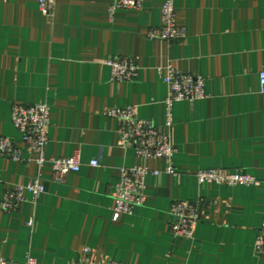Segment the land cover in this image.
Masks as SVG:
<instances>
[{
	"label": "crops",
	"instance_id": "crops-1",
	"mask_svg": "<svg viewBox=\"0 0 264 264\" xmlns=\"http://www.w3.org/2000/svg\"><path fill=\"white\" fill-rule=\"evenodd\" d=\"M51 17L39 0H0V137L22 147L12 122L17 104L51 108L46 158L80 155L79 172L62 180L37 154L24 161L0 156V258L24 264H75L84 251L103 263L264 264L254 246L264 222V0H175L186 35L173 43L150 41L166 0H143L141 9H118L115 0H53ZM131 57L132 81L112 82L108 61ZM172 65L205 79L207 98L175 102L170 132L178 175L163 161L139 160L123 146L120 123L108 109L132 108L162 128ZM97 160L98 167L91 166ZM146 164V203L114 219L122 167ZM226 170L257 183L199 184L202 170ZM41 174L46 191L5 211L6 194ZM200 203L193 238H176L171 209Z\"/></svg>",
	"mask_w": 264,
	"mask_h": 264
},
{
	"label": "built area",
	"instance_id": "built-area-1",
	"mask_svg": "<svg viewBox=\"0 0 264 264\" xmlns=\"http://www.w3.org/2000/svg\"><path fill=\"white\" fill-rule=\"evenodd\" d=\"M143 0H115L111 7V13L118 9H141ZM42 14L51 17L54 10L53 0H39ZM186 31L176 20L175 0H166L162 8V23L159 27L152 29L147 38L150 41H162L173 43L185 37ZM111 68L112 82L132 81L138 76L139 66L131 57L111 59L108 61ZM169 88V97L165 101L167 112L166 122L162 128L157 127L151 121L137 118L134 109H108L105 115L115 118L120 123L119 135L122 145H133L139 160L143 162L163 161L166 163L165 173L178 175L179 172L173 167L172 160L176 153L175 145L171 138L173 127L172 108L175 102L198 101L207 98L205 79L201 76L191 75L177 70L172 65L166 67L163 77ZM260 90L264 93V71L260 73ZM51 120V108L47 104H31L13 107L12 122L21 134L22 147L6 137H0V156L7 157L13 161H24L23 148L31 153L37 154L36 162L41 169L50 163L54 175L62 180L69 173L81 170L82 162L80 155L71 157L50 159L46 158V146L48 143V130ZM91 166L98 167L97 160L91 161ZM153 173L159 176L162 172L152 171L146 164L134 167H122L120 179L115 188L114 219L122 216H130L137 207H143L146 203L145 189L146 177ZM199 184L215 183L227 186L253 185L257 180L249 175L240 173H229L226 170H202L197 173ZM46 191L42 176L39 174L31 179L26 185H18L13 192L6 194L2 203L5 211H13L26 201L25 194H32V201L37 200ZM200 203L188 201H177L173 204L171 215L173 223L172 232L176 238L192 239L194 227L201 217ZM254 253L264 257V222L254 246ZM5 258H0V264H9ZM24 264H40L35 258L28 257ZM75 264H106L96 261L90 257V251L85 249L84 259ZM107 264H118L111 262Z\"/></svg>",
	"mask_w": 264,
	"mask_h": 264
}]
</instances>
